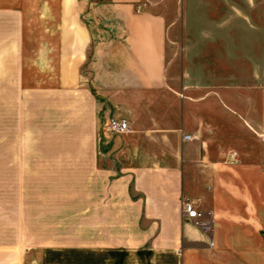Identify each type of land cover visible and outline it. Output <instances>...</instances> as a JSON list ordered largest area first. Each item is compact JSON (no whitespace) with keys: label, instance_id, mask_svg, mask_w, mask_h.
<instances>
[{"label":"crops","instance_id":"0c3cea01","mask_svg":"<svg viewBox=\"0 0 264 264\" xmlns=\"http://www.w3.org/2000/svg\"><path fill=\"white\" fill-rule=\"evenodd\" d=\"M185 7L0 0V15L15 20L5 44L17 92L40 95L36 128L44 112L42 126L62 128L39 129L34 139L56 146L25 151L11 167L33 174L35 237L54 236L41 222L51 231L73 219L72 174H80L83 264L85 255L86 264H264V87H256V115L243 87L190 86L185 73L174 84L168 42ZM111 117L127 119L131 131L102 138ZM184 201L211 218L213 246L183 216Z\"/></svg>","mask_w":264,"mask_h":264},{"label":"rangeland","instance_id":"374dc122","mask_svg":"<svg viewBox=\"0 0 264 264\" xmlns=\"http://www.w3.org/2000/svg\"><path fill=\"white\" fill-rule=\"evenodd\" d=\"M185 9L178 17V29L173 31L168 42L174 84L180 86L185 73L184 82L190 86L243 87L257 115L261 95L256 87H264V0H186ZM11 23L15 25L13 18L0 15V264H83L80 174H72L73 219L52 222L51 231L48 230L50 224L41 222L42 229H46L42 232L54 236L35 237L32 231L33 174H19L16 167H11L20 160L17 155L41 149V145L48 148L57 144L34 139L37 135L34 133H40V126H34L32 108L40 95L17 92L23 87L18 86L21 79L16 77V63L9 60L5 44L10 35L16 33L15 29H10ZM186 93L191 95V90ZM237 96L240 98V94ZM42 114L45 117L40 120V131L59 133L61 127L57 125L42 126L48 122L47 113ZM56 117L54 112L51 118ZM106 121L101 123L102 138L123 136L105 135ZM154 148L159 149L160 145ZM65 227L72 228L70 237L64 236L62 229ZM87 261L91 259L85 255V264Z\"/></svg>","mask_w":264,"mask_h":264},{"label":"built area","instance_id":"2783aa9c","mask_svg":"<svg viewBox=\"0 0 264 264\" xmlns=\"http://www.w3.org/2000/svg\"><path fill=\"white\" fill-rule=\"evenodd\" d=\"M105 135H125L131 131L129 121L121 117H113L108 119L104 124ZM190 138L189 136L185 137ZM237 158V154H231L229 161L232 163ZM182 213L185 219L191 222L196 228L204 231L209 237V245H214L213 240V223L208 214L195 206L193 202H182Z\"/></svg>","mask_w":264,"mask_h":264}]
</instances>
